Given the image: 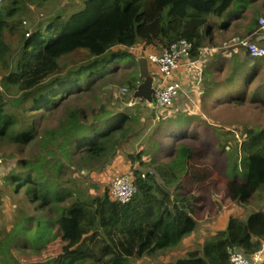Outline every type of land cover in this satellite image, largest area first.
<instances>
[{
    "label": "trees",
    "instance_id": "obj_1",
    "mask_svg": "<svg viewBox=\"0 0 264 264\" xmlns=\"http://www.w3.org/2000/svg\"><path fill=\"white\" fill-rule=\"evenodd\" d=\"M49 1H0V143L19 156L16 170L2 176L1 184L32 207L30 214L18 210L0 189V216L12 207L1 232L0 264H128L145 258L154 260L152 264H230L232 249L246 257L258 252L264 241V198L257 190L264 185V140L248 147L247 185L228 182L219 203L209 200L208 216H218L232 204H259V211L246 218L230 213L225 228L214 234L211 249L201 245L181 256L170 253L204 219L203 195L178 193L185 178L197 185L206 178L204 170L190 164L197 149L176 141L165 165L144 161L142 151L128 155L135 194L123 205L110 200L108 189L98 193L97 185L89 186L77 175L105 169L135 131V106L111 111L94 87V78L106 77V66L114 60L131 68L120 80L124 95L132 96L141 82L137 57L128 51L114 54L113 49L140 44L167 48L186 40L195 60L203 48L202 28L216 23L235 0H81V8L67 18L60 10L44 23L23 28L29 13ZM263 16L260 10L248 34L259 29ZM239 54L240 63L250 59L243 49ZM101 87L107 94L108 85ZM82 100L86 102L78 105ZM170 109L154 107L151 115L157 119L159 111ZM118 115L113 128L104 131L98 125ZM249 135L253 142L261 136ZM134 164L148 171L133 169ZM88 214L92 223L83 233L79 226ZM43 231L40 247L29 242ZM18 237L22 242L8 245ZM20 245L32 253L20 252ZM160 256L170 259L158 261Z\"/></svg>",
    "mask_w": 264,
    "mask_h": 264
},
{
    "label": "rangeland",
    "instance_id": "obj_2",
    "mask_svg": "<svg viewBox=\"0 0 264 264\" xmlns=\"http://www.w3.org/2000/svg\"><path fill=\"white\" fill-rule=\"evenodd\" d=\"M80 8L81 0H50L42 8H34L22 26L27 28L31 24L44 23L45 18L55 15L60 10H63L62 16L67 18ZM260 10H264V0H235L212 27L215 35L220 39L224 37L223 33L229 28L231 36H235L233 39L218 41L216 44L208 42L205 25L202 28L204 50L201 51L197 59H191L195 63V68L191 66L194 72L193 74L190 73L191 79L189 82L191 83L182 87L180 96L175 100L173 107L169 111H159L158 118L153 119L151 110L154 107L137 100L134 104L135 107L131 109L135 113L133 123L135 131L114 153L113 159L105 169L94 173L80 172L77 174L78 178L84 180L89 186L97 185V192L103 193L104 190L109 188L114 175L131 173V164L127 159L128 155H136L139 151H142L145 152L142 155L144 161L153 159L156 165H165L171 161L170 154L177 145V141L187 144L195 150L197 149V153L193 156L190 164L204 170L206 173V178L201 185L185 178L178 190L179 195L182 197L187 196L188 192H199L204 197V219L197 223L198 225L192 232L196 233L192 245H195L197 240L204 238L202 245H206L211 249L214 234L225 228L226 219L230 213L232 215L241 214L242 218H246L252 211H259V204H249L245 207L232 204L229 208L224 207L219 215H216L217 217H214V215L213 217L208 216L209 202L212 201L216 204L220 201L219 198L224 193V187L228 182L236 185H247L250 166L247 158L248 147L252 145L254 148L256 144L264 140V133L261 135L264 131V59H245L240 63L238 60L240 54L232 51V49H242L237 45V39L249 41L242 36L243 34L241 36L237 35V30H239L237 28H243L247 19L250 17L249 21L253 20ZM262 18L264 19V17ZM209 30L211 31V28ZM252 43L264 47V45L257 42ZM211 46L219 49L211 53ZM161 50V47L151 49L141 44L129 50L120 47L113 49L114 54H118L119 51H128L137 58L145 57L147 52L160 53ZM116 61L118 60H114L106 66V77L99 80L94 78V87L101 94L100 101L105 103L107 109L121 112L128 106H132L130 103L126 104V98L130 97L131 100L132 96L124 95L127 92L124 87L120 86L121 78H124L131 68L129 65L117 63ZM105 83L109 88L107 94L104 95L102 94L104 89L101 85ZM85 102L82 100L78 105L82 106ZM119 120V115L109 116L101 119L98 125L106 131L116 126ZM250 132L259 133L258 136L261 135L258 138L259 140H256L257 142H253V139L249 138ZM182 138L185 139L182 140ZM244 145L246 146L244 147ZM16 153L12 146L0 143V189L10 195L11 201L10 199L9 201L18 210L30 214L32 207L28 206L27 201L19 196H14L8 188L3 187L1 184L2 176L16 170L15 165L19 159ZM138 167V164L133 165V169H139L143 173L148 171ZM156 181L162 185L159 177H156ZM82 185H80V188H85ZM257 190L264 198V185H260ZM237 193L238 191H236ZM11 214L12 207L10 205L0 216V238L6 222L5 218L10 217ZM91 223L92 215L88 214L85 220L81 222L79 231L84 233L89 229ZM43 233L44 231L38 235H31L29 242L40 247ZM18 242H22L21 237L8 240V245L19 244ZM262 244H264V241ZM20 247H18L20 252L26 255L32 253V249L21 245ZM181 251V248H179L173 252L175 256H181L179 255ZM49 255L45 253L44 257L48 258ZM161 257L162 261L165 260V256ZM159 259L160 257L158 261ZM147 260H150V258ZM138 261L130 260L127 263L138 264ZM141 262L140 264H152L150 261L145 260ZM87 263L86 260L77 264ZM21 264H29V262L21 261Z\"/></svg>",
    "mask_w": 264,
    "mask_h": 264
},
{
    "label": "built area",
    "instance_id": "obj_3",
    "mask_svg": "<svg viewBox=\"0 0 264 264\" xmlns=\"http://www.w3.org/2000/svg\"><path fill=\"white\" fill-rule=\"evenodd\" d=\"M1 1V0H0ZM264 26V19L258 21ZM237 45L247 52L250 59H264V47L246 40L237 39ZM192 43L180 40L167 48H162L160 53L147 52L145 57L154 74V107L158 109H170L182 91L183 83L177 77V71L185 66H194L191 61ZM135 194L132 173L114 175L110 181L108 195L112 202L126 204ZM264 262V244L258 252L250 257L244 256L237 249L229 252L230 264H262Z\"/></svg>",
    "mask_w": 264,
    "mask_h": 264
},
{
    "label": "crops",
    "instance_id": "obj_4",
    "mask_svg": "<svg viewBox=\"0 0 264 264\" xmlns=\"http://www.w3.org/2000/svg\"><path fill=\"white\" fill-rule=\"evenodd\" d=\"M262 11V10H261ZM264 17V16H263ZM250 18V17H249ZM249 18L247 19V21L245 22V24H244V26H243V28L241 27V28H237V29H239V30H237L238 31V34L237 35H240L241 36V34H243L242 36H244V37H246L248 40H251V41H253V42H257L258 44H260V45H264V26H259V29H257L254 33H252V34H248L249 33V31L251 30V29H253L254 27H255V23L253 22L254 21V19L252 20H250L249 21ZM259 19V18H258ZM213 25L214 24H209V22L207 23V25H206V28H207V30H206V37H207V39H208V42L211 44H216V42H218V41H222V40H227V39H229V38H231V39H233L234 38V36H231V34H230V28L229 29H227V30H225V33H223L224 34V37L223 38H218L216 35H215V33H214V31H213ZM237 26H241V25H237ZM211 28V31L209 30ZM236 35V36H237ZM219 48L218 47H214V46H211V53H213V52H215V51H217ZM222 49H224V48H222ZM204 50V48H202V51ZM232 51L234 52V53H241V49H238V50H235V49H232ZM226 52V51H225ZM228 54H229V52H228ZM226 55V54H225ZM249 60H253V59H249ZM193 68H195V63H194V66H192ZM190 65H185V66H183V67H181L178 71H177V77H178V79L179 80H181L182 81V83H183V87L184 86H188L189 85V83H191V82H189V80L191 79V75H190V73H194L193 72V68H192ZM259 70V69H258ZM183 92H184V89H183ZM198 225V224H197ZM195 235H196V233H192V234H190L187 238H185L183 241H182V244L180 245V247H178L177 249H179V248H181V253L179 254V255H184L188 250H191V249H194V248H197V247H200L202 244H203V240H204V238L203 239H200V240H197L195 243V245H192V243H194L193 241L195 240L194 238H195ZM200 238V237H199ZM262 243H263V241H262ZM176 249V250H177ZM174 251V250H173ZM172 251V254L171 255H173V256H175V254H174V252ZM148 259V258H147ZM147 259H145V261H150L151 263L153 262L151 259L150 260H147ZM164 259L165 260H163V261H165V262H167V261H169V259H170V257L169 256H165L164 257ZM142 260H140V261H138V264H140V263H142L141 262ZM159 261H162V257L160 256V259H159ZM262 264H264V262L262 263Z\"/></svg>",
    "mask_w": 264,
    "mask_h": 264
},
{
    "label": "water",
    "instance_id": "obj_5",
    "mask_svg": "<svg viewBox=\"0 0 264 264\" xmlns=\"http://www.w3.org/2000/svg\"><path fill=\"white\" fill-rule=\"evenodd\" d=\"M138 75L141 82L138 84L134 92L132 93V98L130 100V105H134L137 100L144 101L148 106L154 107L153 101V83L154 74L151 73L149 63L146 57H139L136 59ZM110 164V159L107 165Z\"/></svg>",
    "mask_w": 264,
    "mask_h": 264
}]
</instances>
